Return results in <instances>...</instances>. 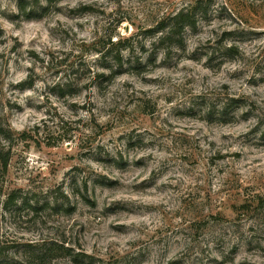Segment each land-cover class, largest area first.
Returning a JSON list of instances; mask_svg holds the SVG:
<instances>
[{
    "label": "rangeland",
    "instance_id": "rangeland-1",
    "mask_svg": "<svg viewBox=\"0 0 264 264\" xmlns=\"http://www.w3.org/2000/svg\"><path fill=\"white\" fill-rule=\"evenodd\" d=\"M25 2L0 0V264H264V0Z\"/></svg>",
    "mask_w": 264,
    "mask_h": 264
},
{
    "label": "trees",
    "instance_id": "trees-1",
    "mask_svg": "<svg viewBox=\"0 0 264 264\" xmlns=\"http://www.w3.org/2000/svg\"><path fill=\"white\" fill-rule=\"evenodd\" d=\"M32 2H34V5L36 7L41 5V0H32ZM25 4H26L25 0H20V6L22 10L27 9V5L25 7ZM194 9H198L197 6L193 7L192 9L183 8L179 10L177 13L168 17L164 21V24L160 27L161 30H159V32L163 34L161 40H171L172 41L176 39L177 34H180V33L182 34L188 27L193 26L191 19L194 15V11H193ZM124 42L125 40L118 39L116 42H112L111 44L113 47H118V46H121ZM8 161H9L8 158L4 160L3 165L5 168H7L8 166Z\"/></svg>",
    "mask_w": 264,
    "mask_h": 264
}]
</instances>
